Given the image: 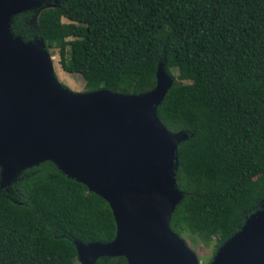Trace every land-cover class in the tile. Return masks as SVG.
Returning <instances> with one entry per match:
<instances>
[{"label": "trees", "instance_id": "trees-1", "mask_svg": "<svg viewBox=\"0 0 264 264\" xmlns=\"http://www.w3.org/2000/svg\"><path fill=\"white\" fill-rule=\"evenodd\" d=\"M38 1L12 18L11 34L57 49L85 92H150L160 63L172 76L156 115L187 139L177 146L182 197L169 227L186 244L213 243L209 264L264 208V0ZM115 235L109 204L49 161L0 186V264H75L76 242Z\"/></svg>", "mask_w": 264, "mask_h": 264}, {"label": "water", "instance_id": "water-1", "mask_svg": "<svg viewBox=\"0 0 264 264\" xmlns=\"http://www.w3.org/2000/svg\"><path fill=\"white\" fill-rule=\"evenodd\" d=\"M38 0H0V185L49 161L110 206L115 238L75 243L81 264L124 257L127 264H200L169 227L181 200L175 182L177 146L156 109L173 83L160 63L156 86L138 95L105 89L73 92L57 79L43 41L10 32L15 15ZM51 6V5H49ZM209 264H264V208L251 214Z\"/></svg>", "mask_w": 264, "mask_h": 264}, {"label": "rangeland", "instance_id": "rangeland-1", "mask_svg": "<svg viewBox=\"0 0 264 264\" xmlns=\"http://www.w3.org/2000/svg\"><path fill=\"white\" fill-rule=\"evenodd\" d=\"M63 21L66 22L65 19H63ZM49 53L52 56L54 72L59 82L63 86H66L67 88H69L73 92H78V93L85 92V82L80 75L78 74L71 75V74L65 73L62 70L59 64L58 50L49 49ZM172 75L174 76L175 73L172 72ZM186 242H187L188 247L196 254L200 264H206L208 262V259L212 257L213 243L209 245H205L204 243L199 242L197 240L196 242L192 243L187 239H186ZM75 264H81V263L78 260Z\"/></svg>", "mask_w": 264, "mask_h": 264}]
</instances>
